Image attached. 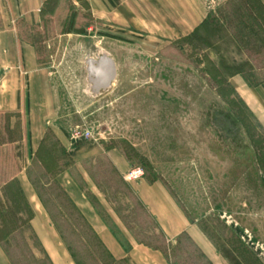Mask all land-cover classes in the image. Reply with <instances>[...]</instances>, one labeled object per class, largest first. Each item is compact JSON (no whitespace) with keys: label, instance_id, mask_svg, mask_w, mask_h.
Wrapping results in <instances>:
<instances>
[{"label":"rangeland","instance_id":"1","mask_svg":"<svg viewBox=\"0 0 264 264\" xmlns=\"http://www.w3.org/2000/svg\"><path fill=\"white\" fill-rule=\"evenodd\" d=\"M62 6L68 18L45 19L46 32L40 31L36 40L45 47L51 66L60 71L61 124L69 141L76 132L89 131L95 136L91 140L123 149L135 167L154 176L157 170L165 172L163 180L190 219L232 264H264V130L228 83L236 70L251 74L264 61L258 24L247 13L232 9L228 1L192 35L146 41V36L102 31L104 23L93 18L85 2L66 0ZM58 27L73 34L57 35ZM102 55L114 61L116 77L99 94L87 83L85 62ZM15 121L12 115H0V184L24 166V131L19 120L12 127ZM57 140L52 133L51 145L47 147V142L32 164L39 188L46 177L39 178L51 173L42 166L55 164L52 155L71 164L69 154L65 158L60 147L52 145ZM78 141L85 144L89 139ZM98 160L93 164L94 178L126 228L142 241L161 242L147 210L112 165L103 157ZM42 196L80 263L99 264L90 253L94 249L99 255L102 249L70 201L54 183L42 190ZM243 203L247 218H256L260 224L254 231L248 229L258 235L255 243L250 232L240 231L232 218L230 225L224 214V206L233 214ZM29 218L23 202L11 200L0 188V237L10 236L4 245L11 264H52ZM259 228L263 237L257 233ZM189 244H185L184 259L171 249L166 252L176 264H205ZM189 255L193 260H188Z\"/></svg>","mask_w":264,"mask_h":264},{"label":"crops","instance_id":"2","mask_svg":"<svg viewBox=\"0 0 264 264\" xmlns=\"http://www.w3.org/2000/svg\"><path fill=\"white\" fill-rule=\"evenodd\" d=\"M72 1L76 4L80 1L87 3L93 18L104 23L102 31L109 35H140L146 36L148 41V38L176 40L192 35L202 27L212 11L216 12L218 7L230 0ZM261 1L264 3V0ZM64 3L66 0H0V115H12V118H16L11 123L12 127L19 120L24 131V166L17 178L28 200L36 206L33 209L34 213L37 211L32 224L33 227L35 225V232L52 264L76 262L27 176V169L34 163L49 132L55 133L69 154V159L71 158V164L64 166L57 175V180L108 251L113 259L111 264L170 262L161 250L145 244L126 228L117 209L110 203L106 191L94 178V172L92 173V169H95L93 164H97L101 157L116 169L122 182L135 192L168 243L175 245L180 236L186 234L210 263L232 264L202 227L190 219L163 180L166 178L165 172L157 170L154 176L145 170V177L128 183L124 177L135 167V162L123 149L118 146H104L96 142V139L83 144L67 138L61 124L64 100L57 80L60 71L51 66L45 47L36 40L40 31L46 32L45 19L68 18V12H64L63 6L61 7ZM53 4L55 6L51 8ZM57 29L55 34L60 36L73 34L64 32L62 27ZM103 58L104 55L88 58L85 62L87 83L90 89L99 94L105 89L102 85L104 78L97 72L101 69ZM228 83L264 130V68L253 71L250 79L241 73H233ZM109 178L110 176L107 179ZM92 198L103 207L118 227L124 240L128 242L129 249L114 235ZM224 207V214L228 215L227 222L231 225L232 218L240 231L242 228L251 233L250 240L255 243L258 235H253L248 229L253 230L260 224H257L256 218H247L246 204H241L233 214H228L227 206ZM258 232L263 237L260 228ZM0 264H11L1 244Z\"/></svg>","mask_w":264,"mask_h":264},{"label":"trees","instance_id":"3","mask_svg":"<svg viewBox=\"0 0 264 264\" xmlns=\"http://www.w3.org/2000/svg\"><path fill=\"white\" fill-rule=\"evenodd\" d=\"M229 3H230V5H232V9H236L239 12L243 11V12L247 13L248 16L251 17L255 21V23L258 24L259 32H260L259 34L261 35V37L264 38V3L261 0H230ZM229 9L231 10V8H229ZM207 22H208V20H206V22H204L203 25L207 24ZM259 68H264V61L261 63V65L259 67H257V69H259ZM234 73H241L242 75H244L248 79H250V77H251V74L249 72H245L243 70H236ZM51 135H52L51 132H49L46 135L40 150L43 147H45V144L47 145V142L51 139ZM56 144L58 145V147H60V150L63 152L64 157L65 158L68 157V153H67L66 149L64 148V146H62V144L60 143L59 140H57L56 143H54V144L52 142L53 146L56 145ZM49 145H51V144L49 143L47 145V147H49ZM51 160H53L55 162L54 166H52V167L49 166L48 167L47 164H45V166H42L43 168L48 169V171L51 172V173H48L49 175H44L41 178H39L40 180H43L42 178L46 177L45 178L46 181H42V186H43V187L41 186L42 188H39V186L37 185L38 177L36 176V174L33 173V170H34V166L33 165H32V167H29L27 169V176H28L30 182L32 183L37 195L39 196L42 204L44 205V207L48 211V213H49V215H50V217H51V219L53 221V224H54L55 228L57 229V231L59 232L62 240L64 241V243L68 247V250L70 251L73 259L76 262V264H81L80 261L76 258V256L71 251V248H69V246L67 245V242H66V239L64 237V234L62 232L61 227L54 220V217L52 215V211L50 210V208L48 206V201L45 200L43 198V196H42V190H44L45 187H49L50 185H52V183H54L58 187V189L61 191V193L67 198V200L70 201V204H71L72 208L78 213V216L81 218V220L84 221V224L86 225L87 228H89V230L91 231L92 235L97 240V243H98L99 247L102 249L101 254H99V255L97 254V252L94 249L91 250L90 255L92 256L93 260L97 261L99 264H111L113 262V259L110 257L108 251L106 250V248L104 247L102 242L98 239V237L96 236V234L93 231L92 227L87 223V221L85 220L84 216L80 213V211L77 209L76 205L73 203L71 198L68 196L66 191L62 188V186L60 185V183L57 180V175L63 170V168H64V166L66 164L64 163L63 160H60L59 158L54 159L53 155L51 156ZM113 169L116 171V169L114 167H113ZM18 173H16V175H14V176H12L10 178L5 179L2 182V184H0V188H1V190H3V193H5L6 195H10L11 200L14 201L16 199L18 201L23 202V204L25 205V208L27 209V211L30 214L29 226H30V228H32V231L34 232V234L37 237V239H39L38 235L36 234V232L34 230L33 224H32V220H33V217H34V212L32 210L31 205L29 204L27 198L25 197V194H24V192L22 190L20 182H19V180L17 178ZM50 174H51V176H50ZM125 185L128 187L130 192L133 195H135V197L138 200V203L140 204V206H142L144 209H146L143 206V204L140 202L138 197L136 196L135 192L127 184H125ZM45 195H46V193H45ZM13 196H15L16 198H13ZM62 211L64 213H66L65 214L66 216H68V212L65 211L64 208H62ZM102 215L106 219V223L108 224V226L110 227V229L112 230L114 235L118 238V240L122 243V245H124V247L126 249H129V244H128V242H126L124 240V237H123L122 233L120 232V230L118 229V227L113 223L112 220H108L107 219L109 217L108 214H107V217L104 215V213H102ZM148 215L150 216V219L152 220L153 225L159 230V233H160L162 241L158 242V243H148V242H145V241H143V242L145 244L151 246V247H154L156 249L161 250L164 253V255L166 256V259L170 262V264H176V263L167 254L166 250L167 249L168 250L171 249V251L174 252L175 254H177L179 258L184 259V252L186 251V250L184 251V248H185L186 242L190 243L189 245H191V247L194 248V251H196V255L200 259H202L205 262V264H212L204 257V254H202V252L198 249V247L190 240V238L186 234L180 236V238L178 239L177 244L172 245L171 243H168L166 236L164 235V233L162 232V230L160 229V227L158 226V224L156 223L154 218L149 213H148ZM9 237L10 236H7L6 239H2L0 237V243L2 244V246L5 249L6 253H7V248H6V244L4 245V241L6 242V240H8ZM80 240L82 242L86 241L83 236H82V238H80ZM222 254L225 255L224 253H222ZM7 255H8V253H7ZM225 256L228 258L227 255H225ZM188 260H193V258H191V256L189 255L188 256ZM196 264H200V263L196 262ZM237 264H239V263H237Z\"/></svg>","mask_w":264,"mask_h":264},{"label":"built area","instance_id":"4","mask_svg":"<svg viewBox=\"0 0 264 264\" xmlns=\"http://www.w3.org/2000/svg\"><path fill=\"white\" fill-rule=\"evenodd\" d=\"M95 136L93 133L91 132H85V133H79V132H76L74 135H73V140L76 141V140H79V139H93ZM146 175V172L144 170V168L142 167H134L132 168L124 177L125 181L128 182V183H132V182H135L143 177H145Z\"/></svg>","mask_w":264,"mask_h":264},{"label":"water","instance_id":"5","mask_svg":"<svg viewBox=\"0 0 264 264\" xmlns=\"http://www.w3.org/2000/svg\"><path fill=\"white\" fill-rule=\"evenodd\" d=\"M105 58L102 61L101 69H100V74H102L103 79V87L108 88L113 80L116 77V69H115V64L114 61L111 60L108 55H105Z\"/></svg>","mask_w":264,"mask_h":264},{"label":"bare ground","instance_id":"6","mask_svg":"<svg viewBox=\"0 0 264 264\" xmlns=\"http://www.w3.org/2000/svg\"><path fill=\"white\" fill-rule=\"evenodd\" d=\"M106 57L104 56V58L102 59V61L105 59ZM107 59V58H106ZM94 66V65H93ZM98 73H100V69L97 70ZM99 76L102 77V74H99ZM103 78V77H102Z\"/></svg>","mask_w":264,"mask_h":264}]
</instances>
